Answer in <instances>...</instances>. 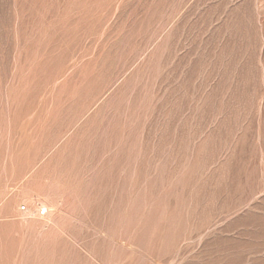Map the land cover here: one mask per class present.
I'll return each instance as SVG.
<instances>
[{
	"label": "rangeland",
	"instance_id": "rangeland-1",
	"mask_svg": "<svg viewBox=\"0 0 264 264\" xmlns=\"http://www.w3.org/2000/svg\"><path fill=\"white\" fill-rule=\"evenodd\" d=\"M0 264H264V0H0Z\"/></svg>",
	"mask_w": 264,
	"mask_h": 264
},
{
	"label": "bare ground",
	"instance_id": "bare-ground-1",
	"mask_svg": "<svg viewBox=\"0 0 264 264\" xmlns=\"http://www.w3.org/2000/svg\"><path fill=\"white\" fill-rule=\"evenodd\" d=\"M19 195V194H18ZM17 195V196H18ZM22 198H23V200L25 201V203H26V205H27V208L26 207H24V208H21V207H23V206H18L19 208L18 209H20L18 212H20L19 213V215H18V217L20 218V220L18 221L19 223H21V224H24V223H26L30 218H32V217H36V218H38L41 214H40V212L43 210L45 213H47V204L46 205H41V207H40V209L39 210H37V211H39V216L38 215H36V211L34 210L36 207H34V209H33V205H34V202L29 198V197H27L26 195H25V192L24 193H22L21 195H20ZM16 198V197H15ZM22 200V201H23ZM25 203H24V205H25ZM38 203V202H37ZM40 205V204H39ZM14 209V208H13ZM17 209V210H18ZM22 210H23V212H22ZM15 213V212H14ZM13 213V214H14ZM18 214V213H17ZM12 215V214H11ZM14 216H16V215H14ZM38 216V217H37ZM16 218V217H15ZM15 220V219H14ZM30 222V221H29Z\"/></svg>",
	"mask_w": 264,
	"mask_h": 264
},
{
	"label": "built area",
	"instance_id": "built-area-1",
	"mask_svg": "<svg viewBox=\"0 0 264 264\" xmlns=\"http://www.w3.org/2000/svg\"><path fill=\"white\" fill-rule=\"evenodd\" d=\"M40 214L43 216V215H45V212L42 210V211L40 212Z\"/></svg>",
	"mask_w": 264,
	"mask_h": 264
}]
</instances>
